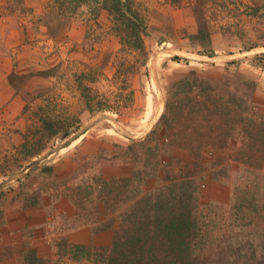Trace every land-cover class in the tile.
I'll return each mask as SVG.
<instances>
[{"label": "rangeland", "instance_id": "rangeland-1", "mask_svg": "<svg viewBox=\"0 0 264 264\" xmlns=\"http://www.w3.org/2000/svg\"><path fill=\"white\" fill-rule=\"evenodd\" d=\"M52 3L0 0V208L94 227L33 264H264V0H136L144 51Z\"/></svg>", "mask_w": 264, "mask_h": 264}, {"label": "crops", "instance_id": "crops-1", "mask_svg": "<svg viewBox=\"0 0 264 264\" xmlns=\"http://www.w3.org/2000/svg\"><path fill=\"white\" fill-rule=\"evenodd\" d=\"M1 9L3 12H0V31L8 30L12 24H17L18 20L11 19L4 7ZM7 71L5 67H0L1 75ZM58 199V197L44 196L39 204L30 205L29 200L26 201L24 198L13 202L11 196L0 208L2 212L0 253L8 255L12 264H33L35 260L29 253L36 250L38 260H50L49 256H52L51 253L56 250L52 244L53 236L61 239V234L57 235L58 232H63L62 235L72 239L74 243H76L74 239L83 234L84 239L89 236L90 230L94 227L93 218L88 215L79 216L76 204L74 206L69 198L59 201ZM72 207L75 209V214L71 212ZM9 248L12 250L7 253ZM0 264H8L2 254Z\"/></svg>", "mask_w": 264, "mask_h": 264}, {"label": "trees", "instance_id": "trees-1", "mask_svg": "<svg viewBox=\"0 0 264 264\" xmlns=\"http://www.w3.org/2000/svg\"><path fill=\"white\" fill-rule=\"evenodd\" d=\"M89 4L95 7V16L107 11L113 25L111 36L118 38L122 46L145 50V38L151 36V29L146 14L139 10L141 6L136 0H54L52 8L67 19L75 15L80 7Z\"/></svg>", "mask_w": 264, "mask_h": 264}, {"label": "bare ground", "instance_id": "bare-ground-1", "mask_svg": "<svg viewBox=\"0 0 264 264\" xmlns=\"http://www.w3.org/2000/svg\"><path fill=\"white\" fill-rule=\"evenodd\" d=\"M110 172H112V170H110ZM10 250H12L11 248H9Z\"/></svg>", "mask_w": 264, "mask_h": 264}]
</instances>
